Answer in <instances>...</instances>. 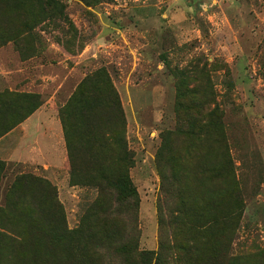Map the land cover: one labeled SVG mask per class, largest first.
<instances>
[{
	"label": "rangeland",
	"instance_id": "1",
	"mask_svg": "<svg viewBox=\"0 0 264 264\" xmlns=\"http://www.w3.org/2000/svg\"><path fill=\"white\" fill-rule=\"evenodd\" d=\"M29 1L27 8L23 0H0V94H33L41 102L0 139V161L8 168L0 207L16 177L44 178L57 187L68 229L81 232L98 192L70 184L59 113L87 75L105 68L136 157L131 178L139 195V251L156 256L162 243L172 246V230L161 225L169 212L161 216L158 209L163 193L156 154L161 134L175 125L176 71L201 62L212 70L246 203L232 254L264 250V0H53L62 14L46 10L48 0ZM117 213L112 205L114 237L99 236L88 264H120L117 243L127 238L119 237ZM54 245L50 252L62 256V246Z\"/></svg>",
	"mask_w": 264,
	"mask_h": 264
},
{
	"label": "trees",
	"instance_id": "2",
	"mask_svg": "<svg viewBox=\"0 0 264 264\" xmlns=\"http://www.w3.org/2000/svg\"><path fill=\"white\" fill-rule=\"evenodd\" d=\"M23 3L33 6L28 0ZM45 7L59 8L53 0ZM200 63L176 71L175 125L161 134L156 154L163 193L158 209L161 216L169 212V220L161 218V225L172 230L173 245L162 243L156 256L139 251V195L131 178L136 157L127 140L120 95L102 68L87 75L59 113L70 184L98 192L87 224L80 233L68 229L57 187L47 179L16 177L5 188V205L0 207V264H70L78 258L88 264L99 236L104 241L114 237L112 205L121 219L119 237L127 238L117 243L120 264H264V250L232 254L246 203L212 70ZM40 107L38 95L0 94V139ZM7 169L0 161V188ZM54 244L62 246V256L50 252Z\"/></svg>",
	"mask_w": 264,
	"mask_h": 264
}]
</instances>
